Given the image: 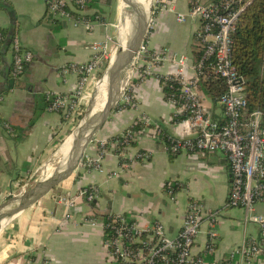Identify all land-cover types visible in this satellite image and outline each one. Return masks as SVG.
<instances>
[{
    "label": "crops",
    "instance_id": "obj_1",
    "mask_svg": "<svg viewBox=\"0 0 264 264\" xmlns=\"http://www.w3.org/2000/svg\"><path fill=\"white\" fill-rule=\"evenodd\" d=\"M177 0H164L153 9V30L148 37L151 50L169 48L176 53L192 56L197 48L195 32L198 20L182 24L177 13L187 16ZM94 28L85 30L74 25L71 18L47 11L46 0H0V199L10 196V186L35 180V173L53 168L56 140L64 133L67 120L44 105V94H68L75 89L74 74L62 76L64 64L84 62L89 57L87 46L102 39L106 21H93ZM17 36L22 47L33 54L32 61L16 80L10 77L12 53L10 38ZM142 67L132 69L136 109H114L87 145L81 164L63 182L40 200L15 215L0 232V264H113L106 256L103 231L88 224L90 217L98 222L109 213L121 212L142 225L161 222L166 232L177 235L190 200H197L207 212L214 214L215 250L208 264H249L240 256L229 258L230 251L246 238H256L258 226L244 222L243 210L227 204L230 186L229 165L224 154L181 151L170 154L165 142L157 138L154 127L137 129L134 144L122 159L110 150L99 157L100 143L126 130L137 116L158 122L170 135H189L186 123L173 121V107L164 98L161 83L155 77L141 79ZM174 64L164 62L157 73L173 71ZM95 84V83H94ZM200 92H202L200 90ZM202 92V105L218 115V107ZM90 97V95H89ZM145 152V158L137 157ZM103 168L104 171H100ZM119 175L108 177V172ZM167 182L175 184L174 200L164 190ZM97 188V196L88 202L80 192ZM59 197V200L57 198ZM45 199V200H44ZM45 201V202H44ZM256 210L264 215V203ZM256 230H253V226ZM208 220H203L192 246V254L206 255ZM252 226V228L250 227ZM257 264V262L255 261Z\"/></svg>",
    "mask_w": 264,
    "mask_h": 264
},
{
    "label": "built area",
    "instance_id": "obj_2",
    "mask_svg": "<svg viewBox=\"0 0 264 264\" xmlns=\"http://www.w3.org/2000/svg\"><path fill=\"white\" fill-rule=\"evenodd\" d=\"M187 1V16L199 21L195 32L197 48L201 50L199 58L176 53L167 47L160 50L149 49L148 37L154 28L151 15L145 38L135 53L132 69L142 67L139 74L141 79L155 77L160 83L161 80H170L180 86L179 96L171 94L166 100L173 107V117L181 116L182 119L178 122L187 124L189 135L176 137L167 133L168 144H165V149L170 154L181 151L224 154L230 173L227 204L241 208L244 222L254 223L259 229L256 238H246L230 251L228 257L234 258L238 255L243 261L263 264L264 215L257 212L256 204L264 203V126L259 110H247L243 79L237 73L231 54V33L235 29L243 6L234 9L232 7L234 0ZM85 5L86 0H51L47 3V11L53 15L71 18L74 25H80L85 30L91 31L94 28L93 21L98 17L93 18ZM70 7H75L78 13L76 17L70 14ZM184 16L186 15L182 13L176 15L178 21H182ZM4 39V35L0 32V42ZM108 39L106 34L104 38L90 42L87 46L89 57L86 61L61 66L62 76L74 74L77 77V84L68 94L46 92L48 111L60 113L65 119L76 114L84 96L85 86L95 78V73L108 60L106 54ZM9 44L12 53L10 77L16 80L32 61L33 54L22 47L19 38L15 35L10 38ZM164 62H171L175 69L166 73H157L155 69ZM207 73L222 79L226 87L214 102L218 107V115H213L202 105L199 83ZM133 89L129 76L119 103L136 109ZM137 123L154 127L159 138L160 124L151 121L148 117L137 116L131 125L120 133V138L112 141L108 139L100 143L99 157L94 165L99 167L101 158L113 150V153L122 159L121 167L127 168L129 164L124 158L134 140L137 130L134 126ZM147 156L145 152L137 154V157L141 158ZM99 170L104 171L103 168ZM118 175L119 172L115 170L108 172V177ZM164 190L169 198L174 200L175 184L167 182ZM80 194L86 201L93 202L97 196V188L88 186ZM205 219L209 224L204 248L206 255H195L192 254V246ZM214 222V214L207 212L200 202L193 199L187 204L182 226L175 236L169 235L159 221L142 225L121 212L109 213L106 221L102 218L101 222H98L96 217L88 219V224L93 226L100 224L106 256L113 264H208L205 257L212 255L215 250Z\"/></svg>",
    "mask_w": 264,
    "mask_h": 264
},
{
    "label": "water",
    "instance_id": "obj_3",
    "mask_svg": "<svg viewBox=\"0 0 264 264\" xmlns=\"http://www.w3.org/2000/svg\"><path fill=\"white\" fill-rule=\"evenodd\" d=\"M120 1L122 5L119 6L118 24L121 26L128 21L129 30L124 44L118 45L115 57L109 60L104 72L107 77L105 104L100 110L93 111V102L88 101L82 120L70 133L72 139L68 153L61 156L56 166L39 178L33 186L0 202V232L15 215L70 177L81 164L87 145L119 103L133 67L135 53L145 38L148 20L153 13L152 1L147 10L141 9L139 0Z\"/></svg>",
    "mask_w": 264,
    "mask_h": 264
},
{
    "label": "trees",
    "instance_id": "obj_4",
    "mask_svg": "<svg viewBox=\"0 0 264 264\" xmlns=\"http://www.w3.org/2000/svg\"><path fill=\"white\" fill-rule=\"evenodd\" d=\"M51 0H46V3ZM112 0H86V10L93 18L98 17V21H103L101 4L109 5ZM74 6V5H73ZM241 9L235 25L234 31L231 33L232 38V62L237 73L243 79L244 90L247 99V110H259L262 114V125L264 126V0H234L232 7ZM70 14L74 17L78 15L75 7L69 8ZM96 19V18H95ZM2 30V29H0ZM3 32L6 30H2ZM4 42V40L2 41ZM195 57L199 58L201 50L193 49ZM107 64V61L105 65ZM104 65V66H105ZM164 98L173 94L179 96L180 86L170 80H161ZM199 89L207 95L213 102L221 95L226 87L222 79L215 78L211 73H207L206 77L200 81ZM45 108L48 101L45 100ZM127 107L125 104L119 103L116 108ZM115 108V109H116ZM182 117H172V120L180 121ZM142 123H137L134 128L142 129ZM120 138V134L112 136L109 141ZM159 138L168 144L167 132L161 126ZM131 144H134L132 140ZM107 220V215L103 217ZM211 256L207 258L210 260ZM264 264V263H263Z\"/></svg>",
    "mask_w": 264,
    "mask_h": 264
},
{
    "label": "rangeland",
    "instance_id": "obj_5",
    "mask_svg": "<svg viewBox=\"0 0 264 264\" xmlns=\"http://www.w3.org/2000/svg\"><path fill=\"white\" fill-rule=\"evenodd\" d=\"M151 1H152V7L154 9L156 6L161 4L162 1H164V0H157L159 2H156V0H151ZM185 1L186 0H177L178 6H183V8H184L185 7ZM120 4H121L120 0H112V3L109 5L101 4V10H102L101 12H102L103 21H106V23H107L106 24L107 30L103 32L102 38H104L106 34L109 38L107 41L108 45H107V49H106L107 50L106 54L108 56L107 64L105 66H102V68H100V70H98L95 73V78L85 86V90L83 93L84 96L82 97V99L80 101V106H79V109L77 110L76 114L71 116V118L66 119L67 120L66 129H65L64 133H62L58 137V139L56 140V146L55 147H56V154L57 155L55 156V158L53 160V168L56 166L59 159L61 158L60 152L58 153V151L61 150V147L63 145L62 143L65 142L64 140L76 128V126L80 123V121L82 120V117L84 116L86 105L91 98V97L87 96L88 93H90V95H92L97 81H99L101 79V77L104 74L105 69L108 65L109 54L111 53V55H112V52L114 51L115 47L116 48L118 47V45H117L118 44L117 25H118V11H119ZM190 20L191 19L188 16H184L182 24H187L190 22ZM204 99H205L204 102L206 105H209L211 103V100L208 96H205ZM118 104L116 105V107L118 106ZM53 168H51V170ZM51 170H49V171H51ZM46 173H47V171L44 170V168L39 169L34 175L35 180L37 181L39 178L43 177ZM23 179H24V181L26 180L25 178H23ZM24 181H22L16 185H11L10 186V189H11L10 195L17 194L19 192H22L23 190H26V189L30 188L31 186H33V184L36 182V181L35 182L31 181L29 184L24 185ZM8 197H10V196H7L6 198H8ZM0 202H1V199H0ZM254 225H252L253 228H252V226H250V227L253 230H256V227ZM249 264H256V263H255V261H252Z\"/></svg>",
    "mask_w": 264,
    "mask_h": 264
},
{
    "label": "bare ground",
    "instance_id": "obj_6",
    "mask_svg": "<svg viewBox=\"0 0 264 264\" xmlns=\"http://www.w3.org/2000/svg\"><path fill=\"white\" fill-rule=\"evenodd\" d=\"M150 2L151 0H139L141 9L147 10ZM120 5H122V3ZM127 23L128 21H125L123 24H121V26L119 24L117 25V34H118L117 45H121V44L123 45L125 42L129 30ZM115 51H116V47L112 52V55L111 53L109 54V60H113V58L115 57ZM89 95L90 93H88L87 96L89 97ZM90 97H91L90 100L93 102V111L100 110L105 104L107 98V77L105 74L102 76V78L99 81H97L94 91L92 95H90ZM71 139H72V135L69 134L68 137L65 139V142L61 147V150L58 151V153L60 152L61 156H65L68 153L69 146L71 144Z\"/></svg>",
    "mask_w": 264,
    "mask_h": 264
}]
</instances>
